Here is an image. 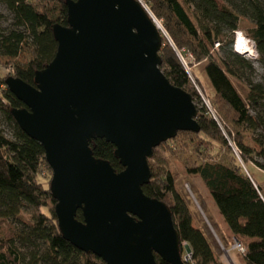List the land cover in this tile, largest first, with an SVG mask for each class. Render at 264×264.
I'll use <instances>...</instances> for the list:
<instances>
[{
    "label": "trees",
    "instance_id": "16d2710c",
    "mask_svg": "<svg viewBox=\"0 0 264 264\" xmlns=\"http://www.w3.org/2000/svg\"><path fill=\"white\" fill-rule=\"evenodd\" d=\"M145 2L172 38V44L163 41L161 69L196 102L199 98L202 108L200 131H179L154 148L144 192L169 205L183 254L185 244L192 248L187 264H225L178 187L170 158L160 153L167 149L183 160L187 173L201 177L230 232L245 246L240 254L247 264H264V76L257 81L252 59L235 47L237 32L245 29L264 65V0ZM0 5L11 18L8 27L0 26V68L10 69L7 74L0 69V264H107L64 237L45 148L15 119L12 110L25 104L7 85L11 76L35 85L36 72L54 59L53 28L68 25L67 0H0ZM181 53L199 63L202 78L184 64ZM90 145L97 158L118 172L124 169L114 144L95 138ZM46 169L52 173L48 185L42 181ZM77 218L84 220L82 210ZM156 258L158 264H171Z\"/></svg>",
    "mask_w": 264,
    "mask_h": 264
},
{
    "label": "water",
    "instance_id": "95a60500",
    "mask_svg": "<svg viewBox=\"0 0 264 264\" xmlns=\"http://www.w3.org/2000/svg\"><path fill=\"white\" fill-rule=\"evenodd\" d=\"M54 59L35 85L7 79L25 104L12 110L45 148L64 237L107 264H187L169 205L147 195L154 148L200 131L193 95L161 69L162 27L138 0H67ZM95 138L116 147L124 169L97 158ZM83 211L84 220L77 218Z\"/></svg>",
    "mask_w": 264,
    "mask_h": 264
},
{
    "label": "rangeland",
    "instance_id": "374dc122",
    "mask_svg": "<svg viewBox=\"0 0 264 264\" xmlns=\"http://www.w3.org/2000/svg\"><path fill=\"white\" fill-rule=\"evenodd\" d=\"M219 1H221V0H219ZM0 15L2 16V17H0V26L8 27L11 23L10 13L8 12V10L3 5H0ZM152 16L155 18V20L160 25V27H162L161 30L164 34L163 41L164 42L170 41V43L172 44V38L164 26L163 19L158 18L154 15H152ZM243 31L245 34H247L245 29H243ZM183 49L185 50V48H181V50H183ZM245 56H248V55H245ZM258 58L255 60H253L252 58L251 59H252L254 66L257 70L256 80L257 81H263L264 65L258 60ZM8 66H5V67L3 66L0 68L4 74H7L10 71ZM189 66L194 70V72L200 78H202L199 63H197L195 60H192L189 64ZM212 100L214 101L213 98H212ZM201 104L202 103H200L199 98H197V102H196L197 108L198 107L202 108ZM0 120H1V118H0ZM167 151H168L167 149L162 148L160 150V153L163 155V157H166L167 159L170 158L168 165L171 167V169L175 172V174L177 176L178 187L189 197V199L191 201V205H192L195 213L198 215L201 223L204 225V227L206 228V230L208 231L210 236L215 241L217 249L219 250V252L223 253L224 251H226V247H224V245H226V241H225V239L219 238L217 236L216 231H215L216 226H217V228H221L222 223H225L218 207L216 206L211 195L209 194V192H208L204 182L202 181L201 177L199 175H191V174L187 173L185 170L183 160L181 158H178V157H175V158L171 157L170 153L169 152L167 153ZM249 167L254 170L253 166L249 165ZM51 176H52V173L50 170H47V169L43 170L42 181L46 185H48V182H49ZM217 214L219 215V217H220L219 219H221V220H219V219L217 220V216H216ZM233 245H234V243H233ZM233 245H232V247H233ZM232 249L240 252L239 249H236V248H232ZM183 256H185V255L183 254Z\"/></svg>",
    "mask_w": 264,
    "mask_h": 264
},
{
    "label": "built area",
    "instance_id": "2783aa9c",
    "mask_svg": "<svg viewBox=\"0 0 264 264\" xmlns=\"http://www.w3.org/2000/svg\"><path fill=\"white\" fill-rule=\"evenodd\" d=\"M148 11L149 7L145 0H138ZM150 12V11H149ZM240 39H242L240 41ZM235 47L236 50L241 53L248 55V57L252 59H256L259 56L257 47L255 42L246 36V34L243 31H238L236 34V40H235ZM184 64L186 66H189L190 62L194 60L193 56L191 54H180ZM206 104L209 105L208 100L203 99ZM233 248L239 249L240 252H243L245 250V246L242 245L239 241L235 240Z\"/></svg>",
    "mask_w": 264,
    "mask_h": 264
},
{
    "label": "crops",
    "instance_id": "0c3cea01",
    "mask_svg": "<svg viewBox=\"0 0 264 264\" xmlns=\"http://www.w3.org/2000/svg\"><path fill=\"white\" fill-rule=\"evenodd\" d=\"M254 171L259 172L260 170L255 167ZM258 175L259 174L257 173V176ZM216 216H217V220H218L220 217H219L218 214ZM219 220H221V219H219ZM215 228H216L215 231L217 233V236L219 238H221V239H225V241H226V245H224V247H226V251H224L223 253H221L218 250V252L220 253V256H221V259L223 260V262L225 264H247L246 260L240 254V252L232 249L233 248L232 245L235 242L236 238L230 232V230H229L226 222L225 223H222L221 228H217V226Z\"/></svg>",
    "mask_w": 264,
    "mask_h": 264
},
{
    "label": "bare ground",
    "instance_id": "6f19581e",
    "mask_svg": "<svg viewBox=\"0 0 264 264\" xmlns=\"http://www.w3.org/2000/svg\"><path fill=\"white\" fill-rule=\"evenodd\" d=\"M242 39H240V41H241Z\"/></svg>",
    "mask_w": 264,
    "mask_h": 264
}]
</instances>
